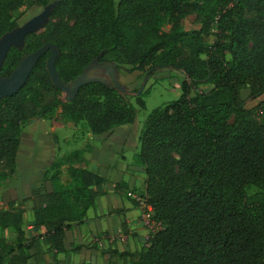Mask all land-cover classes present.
I'll list each match as a JSON object with an SVG mask.
<instances>
[{
    "label": "trees",
    "instance_id": "obj_1",
    "mask_svg": "<svg viewBox=\"0 0 264 264\" xmlns=\"http://www.w3.org/2000/svg\"><path fill=\"white\" fill-rule=\"evenodd\" d=\"M49 4L0 0V41L19 27L18 10ZM191 15L198 28L187 30ZM49 16L44 32L9 50L0 79L47 44L60 50L55 66L65 83L91 65L127 66L146 79L160 69L185 75L181 96L148 115L134 156L162 229L139 252L109 249V264H264V0H58ZM162 16L172 22L168 33L158 28ZM50 55L18 94L0 102V183L17 173L23 127L51 119L59 107L62 119L85 122L95 136L136 122V107L113 83H90L64 102L47 70ZM148 93L135 95L141 109ZM248 100L259 103L247 108ZM83 154L63 161L81 164ZM68 172L71 186L51 178L52 191L34 192V228L42 233L25 232L26 200L0 210V264H42L41 242L48 254L66 252L67 231L105 195L99 175L74 166ZM252 187L259 191L249 196ZM8 230L16 233L12 242Z\"/></svg>",
    "mask_w": 264,
    "mask_h": 264
},
{
    "label": "crops",
    "instance_id": "obj_2",
    "mask_svg": "<svg viewBox=\"0 0 264 264\" xmlns=\"http://www.w3.org/2000/svg\"><path fill=\"white\" fill-rule=\"evenodd\" d=\"M44 120L45 119L42 121ZM48 122L50 126H53L50 129V133H53L52 135H58V133L66 131L77 133V125L73 123L70 124V122H68L66 125L67 128H64L65 126H63V124L62 127L57 128L54 127L52 121ZM64 122L67 121L64 120ZM130 126H132V124L120 126L123 128L117 127L120 129L115 128L113 134H107L106 137L103 138L93 135L90 130L88 132L86 131L85 136L87 137L81 135V141L78 140V142H76L79 146L75 147V150H61L58 155L55 154L58 146L57 144L55 145L56 148L51 145H40L38 147L37 151L41 156L36 154L35 157H32L33 163L38 160L62 159L74 152L83 151L84 162L77 164L75 168H82L83 170H87L102 177L104 179L105 190V195L97 199L95 207L89 209L87 212L86 221L80 225L72 224L71 229L67 231L65 253L48 254L47 247L41 242L43 254L41 255L42 264H109V249H116L119 252L136 253L141 251L146 245L149 232L142 224V216L146 209L143 204L144 198L138 194L141 191L144 192L146 176L144 168L134 165L132 162L134 154L137 153L136 150H140L141 147L140 137L142 130L140 129L136 132L129 128ZM82 136L84 138H89V140L83 139ZM124 137L126 138L123 139ZM92 141H94V143ZM100 144L110 148L114 147V144H123V150L128 148L125 151V155L121 158V167L118 169L115 168L112 171L120 176L119 179L104 176L98 170L102 164H98L95 160L93 156V147H97V145L99 146ZM36 148V145L33 146L30 149V153ZM20 153L21 147L17 162H19L18 158ZM29 161H31L30 158ZM11 178L8 184L0 185V210H7L8 204L11 202L26 200L24 205L25 232L28 237H30L31 234L37 235L42 233V231H40V233L37 232L34 228V206L36 203L34 192L43 186L48 192L52 191V181L50 179H46V181L42 179L33 182L32 179L34 176L32 175L31 178H28V183H23L22 186L19 185L18 188L14 183L12 184ZM60 183L64 184L63 181ZM109 184L111 187L108 190L107 186ZM20 189L22 196L20 195ZM123 226L128 230V235L123 233ZM4 235L11 242L16 238V233L12 230L5 231ZM77 247L79 248L77 249Z\"/></svg>",
    "mask_w": 264,
    "mask_h": 264
},
{
    "label": "rangeland",
    "instance_id": "obj_3",
    "mask_svg": "<svg viewBox=\"0 0 264 264\" xmlns=\"http://www.w3.org/2000/svg\"><path fill=\"white\" fill-rule=\"evenodd\" d=\"M58 0H50V4L47 7L44 8H32V9H26L21 8L15 13V17L17 19L19 28L25 26L27 23H29L32 19L36 17H41L46 13L47 9H51L53 5ZM195 15H191L183 22L184 27L187 30L198 28V26L195 23ZM50 21V16H47L43 23L40 24V26L34 31V34H41L46 30V26L48 25ZM172 22L170 21V18L168 16H162L158 28L163 33H168L171 29ZM213 41V38H210V42ZM117 73H118V82L123 85L124 87H121L124 91H122L123 95H126V98L129 102H131L137 109V119L132 126L129 128L135 130L138 132L140 129L142 130L144 127V123L148 117V115L158 107H164L167 104L171 103L174 100H177L181 94V83L185 79V75L180 71L170 70V69H160L157 70L155 75L149 79H146L145 77H141V74L139 72L130 74L129 69L130 67L127 66H117ZM91 75L94 77H101V78H107L104 75V70L96 69L91 72ZM109 82L112 83L110 79H108ZM120 85V86H121ZM202 89L209 90L210 86H203ZM146 91H149L148 95L144 97V100L146 101V108L141 109L138 107V105L135 102V95L140 92V95H143ZM248 91H245L243 93L244 99L248 98ZM66 94H62L61 99L66 102ZM258 101L254 100H248L247 101V108H253L256 105H258ZM50 117V116H48ZM43 119L36 118L32 120L30 123L25 125L22 129V146H21V153L18 158V168L17 173L11 178L12 184L14 183L16 186L19 185L22 186L23 183H28V178H31L32 175L34 178L32 179L33 182H37L39 180L44 179L46 176L47 179L51 178H57L58 184H61L60 182L63 181L64 184L60 185L63 187H69L72 185V179L69 175L68 168L70 166H76L77 164L71 165L69 162H64V157L62 159L54 158L50 160H42V161H36L33 163L32 157H35L36 154H41L37 151L38 147L41 145L44 146H53L57 144L56 148V155H58L61 150L65 151H72L75 150V147H78L76 142L81 141V135L85 136V132L89 131V128L85 122H81L77 125V133H71V132H62L58 133V135H52L53 133H50V129L53 126L49 125L48 121H52V124L54 127H62L67 128L68 122H64L61 115V108L59 107L51 119ZM40 121V122H39ZM71 124V123H70ZM123 128V127H120ZM117 128V129H120ZM52 132V130H51ZM113 134V133H112ZM82 136V137H83ZM85 140H89V138H84ZM99 138L106 137V135L98 136ZM124 137L123 139H125ZM94 143V141H92ZM36 145V149L34 151H31L30 149ZM124 149L123 144H114V147L110 148L106 145L100 144L97 147H93L94 151V157L98 164H102L98 168L100 173L104 176L112 177L119 179L120 176L112 172L115 168L118 169L121 167V158L123 155H125V151L128 149ZM130 151V150H129ZM139 149L136 150L138 153ZM128 152V151H127ZM135 152V153H136ZM136 153V154H137ZM135 156V154H134ZM134 156L132 158V162L134 165ZM29 158L31 161H29ZM48 161V162H47ZM63 161V165L60 167H57L56 165H60V162ZM129 161V160H128ZM82 167V166H81ZM56 175V177H54ZM122 176V173H121ZM123 177V176H122ZM30 180V179H29ZM53 180V179H52ZM8 184V181L6 183H0V185ZM110 184L107 186L108 190L110 189ZM259 190L256 188H249L247 190V193L249 196H253L255 193H257ZM141 197L146 198L145 195V189L144 192L141 191L138 193ZM20 195L22 196V192L20 189ZM101 209V207H100ZM79 259V257H78Z\"/></svg>",
    "mask_w": 264,
    "mask_h": 264
},
{
    "label": "water",
    "instance_id": "obj_4",
    "mask_svg": "<svg viewBox=\"0 0 264 264\" xmlns=\"http://www.w3.org/2000/svg\"><path fill=\"white\" fill-rule=\"evenodd\" d=\"M50 10L47 9L46 13L41 17H36L32 19L29 23L21 28H17L14 31L6 34L0 41V68L3 66L5 58L12 47H17L21 49L25 44L26 36L34 33V31L43 23L44 19L50 15ZM50 52L51 55L47 60V70L49 72L51 81L53 85L61 90L63 94H66V102H71L74 100L79 90L93 82H100L104 84H111L108 79L112 81L114 86L122 91H124L119 83L117 82V65H91L86 68L83 73L73 82L65 83L58 71L56 70V60L60 55L59 48L54 44H47L37 50L36 52L26 56L14 70L8 78L0 79V102L9 97H13L26 85L28 79L36 68L39 60ZM101 69L104 70V75L107 78L94 77L91 72Z\"/></svg>",
    "mask_w": 264,
    "mask_h": 264
},
{
    "label": "built area",
    "instance_id": "obj_5",
    "mask_svg": "<svg viewBox=\"0 0 264 264\" xmlns=\"http://www.w3.org/2000/svg\"><path fill=\"white\" fill-rule=\"evenodd\" d=\"M143 204H144V208L146 209V211L144 212L142 216V223H143V226L148 230L149 237H150V235L152 236L158 231H160L162 229V225L152 219L153 210L149 205H147L145 199L143 201Z\"/></svg>",
    "mask_w": 264,
    "mask_h": 264
}]
</instances>
